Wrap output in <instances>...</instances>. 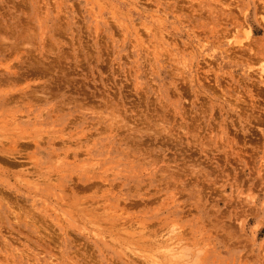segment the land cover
I'll use <instances>...</instances> for the list:
<instances>
[{
    "label": "rangeland",
    "instance_id": "1",
    "mask_svg": "<svg viewBox=\"0 0 264 264\" xmlns=\"http://www.w3.org/2000/svg\"><path fill=\"white\" fill-rule=\"evenodd\" d=\"M0 264H264V0H0Z\"/></svg>",
    "mask_w": 264,
    "mask_h": 264
},
{
    "label": "bare ground",
    "instance_id": "2",
    "mask_svg": "<svg viewBox=\"0 0 264 264\" xmlns=\"http://www.w3.org/2000/svg\"><path fill=\"white\" fill-rule=\"evenodd\" d=\"M248 33V32H247Z\"/></svg>",
    "mask_w": 264,
    "mask_h": 264
}]
</instances>
